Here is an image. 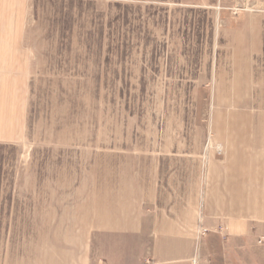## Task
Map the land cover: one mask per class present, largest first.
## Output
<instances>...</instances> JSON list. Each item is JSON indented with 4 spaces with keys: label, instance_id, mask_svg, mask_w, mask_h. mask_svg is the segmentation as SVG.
Returning a JSON list of instances; mask_svg holds the SVG:
<instances>
[{
    "label": "rangeland",
    "instance_id": "obj_1",
    "mask_svg": "<svg viewBox=\"0 0 264 264\" xmlns=\"http://www.w3.org/2000/svg\"><path fill=\"white\" fill-rule=\"evenodd\" d=\"M22 1L30 69L22 127L0 140V264H264V0ZM194 194L190 259L150 216L134 233L138 200L162 220ZM232 218L263 236L208 223Z\"/></svg>",
    "mask_w": 264,
    "mask_h": 264
},
{
    "label": "crops",
    "instance_id": "obj_2",
    "mask_svg": "<svg viewBox=\"0 0 264 264\" xmlns=\"http://www.w3.org/2000/svg\"><path fill=\"white\" fill-rule=\"evenodd\" d=\"M23 14L24 2L22 0H0L1 141L12 140L16 137L18 128L22 127V121L25 116L26 81L29 78L30 60L28 51L21 38L24 31ZM151 181L153 180H150V183H153ZM186 181V178H182L181 183L185 184ZM157 182H159L158 179ZM188 198L186 200L187 197L184 195V199H179V204L175 205L172 216L167 215V218L162 220L160 215L163 211L159 209L157 211L155 209L156 206L154 207L149 201L144 203L143 201H146V199L138 200L135 213L138 219L134 233L141 238L140 233H144L146 225L144 219L150 216L151 219L148 220L147 225L148 229L150 226L152 227V233L155 236L165 240L185 241L189 244V248L180 250V254L171 252L169 254L177 255L178 258L180 257V261L190 259L193 255V241L199 239L204 241V236H201L199 232L201 227H204V208L198 207V200L195 194ZM130 213L132 214L133 212L130 210ZM199 219L203 225L199 222ZM208 223L212 226L224 227L223 230L226 232V237L230 240L249 239L251 234L259 237L263 236L261 233H252L250 231V221L246 223L240 218H232L222 223L220 220ZM128 229L132 231L130 225H128Z\"/></svg>",
    "mask_w": 264,
    "mask_h": 264
}]
</instances>
